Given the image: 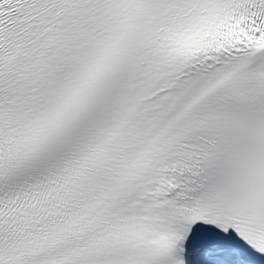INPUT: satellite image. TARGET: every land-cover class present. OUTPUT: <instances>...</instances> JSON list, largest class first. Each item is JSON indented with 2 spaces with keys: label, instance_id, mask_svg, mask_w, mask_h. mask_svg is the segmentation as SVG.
<instances>
[{
  "label": "snow or ice",
  "instance_id": "1",
  "mask_svg": "<svg viewBox=\"0 0 264 264\" xmlns=\"http://www.w3.org/2000/svg\"><path fill=\"white\" fill-rule=\"evenodd\" d=\"M0 264H264V0H0Z\"/></svg>",
  "mask_w": 264,
  "mask_h": 264
}]
</instances>
